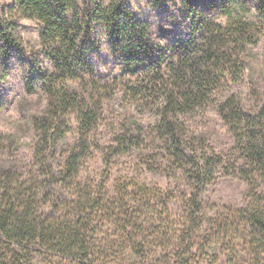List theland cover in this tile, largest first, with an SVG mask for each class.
Segmentation results:
<instances>
[{
  "label": "rangeland",
  "instance_id": "374dc122",
  "mask_svg": "<svg viewBox=\"0 0 264 264\" xmlns=\"http://www.w3.org/2000/svg\"><path fill=\"white\" fill-rule=\"evenodd\" d=\"M77 1L81 19L87 1L93 13L108 2ZM127 3L136 19L150 25V66L132 73L113 55L111 36L100 24L85 45L93 73L58 83L98 113L85 137L76 112L54 115L56 105L41 83L42 75L55 74L41 41L43 25L24 17L17 0H0V27L19 46L9 50L0 39V199L9 184L23 185L38 195L40 214H82L101 248L121 245L124 227L137 236L117 263L98 256L96 264H264L246 213L264 214V169L246 152L255 146L264 156V19L258 0ZM203 38L215 40L218 55L209 64L201 60L211 69L205 71L211 91L200 106L172 115L173 130H164L159 85L167 83L176 62L174 48L199 45ZM154 80L157 88L136 94ZM230 98L240 110L237 121L221 113ZM46 131L52 138L46 140ZM124 135L128 144L120 146ZM84 137L78 179L64 181L60 172ZM174 140L185 150L183 160L175 156ZM208 158L213 175L198 180V164ZM51 262L70 264L35 253L24 264Z\"/></svg>",
  "mask_w": 264,
  "mask_h": 264
},
{
  "label": "trees",
  "instance_id": "16d2710c",
  "mask_svg": "<svg viewBox=\"0 0 264 264\" xmlns=\"http://www.w3.org/2000/svg\"><path fill=\"white\" fill-rule=\"evenodd\" d=\"M17 2L24 17L35 19L43 25L41 41L45 55L53 64L55 74L42 75L40 80L45 92L51 96L56 105L54 115H57V111L76 112L81 122V131L85 137H88L98 123V113L92 110L86 98L83 99L81 106L77 94H73L69 88L60 89L58 83L61 79L76 80L81 74L93 73L85 45L94 34L93 26L100 24L108 29L111 36L113 55L122 57L124 65L132 73H136L142 67L150 66L147 59L153 46L149 40V23L135 18V13L130 9L127 0H108L107 3L104 2L105 6H99L94 13L87 1L86 19L79 18L80 8L77 0H17ZM257 10L264 19V0H258ZM84 26L87 30L86 35H83ZM240 31L247 32L245 29ZM214 33L216 32L213 31ZM0 39L5 42L9 50L19 47L12 33L6 30L4 25L0 27ZM203 39L205 40L199 45L186 43L174 48L176 62L168 74L167 83L164 80L159 85L165 98L160 108L164 130L173 127L170 120L172 115L185 113L191 108L200 106L211 91L210 77L207 76L210 73L205 72L206 69H211L206 67L205 63L209 64L218 55L214 49L215 40ZM206 58L207 62H205ZM201 60L205 63H201ZM157 81L154 80L148 83L149 85L141 87L136 94L143 95L157 88L159 83ZM51 108L52 106L49 107L47 116H50ZM239 111L233 98H230L222 106L221 113L225 120L233 117V120L237 121ZM54 125H56L55 121ZM57 132V127H53L52 137ZM52 137L49 131L45 132L46 140ZM126 138L125 135L119 136L120 146L128 144ZM174 141L175 156L178 160H183L185 150L176 140ZM86 143L87 138L70 151L60 172L64 181L78 179L80 160L86 153ZM258 149L251 146L246 152L250 158H253L254 163L259 162L264 169V156ZM212 163L213 159L208 158L202 164H198V172H196L198 180L213 175ZM49 170L51 174H55L53 166L50 165ZM39 204L38 195L28 192L23 185L14 188L13 184H9L5 189L0 199V264H24L34 253L70 264H96L95 259L98 256L116 262L119 257L125 255V251L129 250L128 244L136 242L137 236L124 227L122 235H119L123 242L121 245L115 246L114 250L101 248L96 246L95 232L82 214L72 215L68 212L56 211L40 214ZM246 213L252 231H255L252 238L255 241L258 237L257 241L264 249V214L256 210ZM140 248L143 249L142 245ZM131 252L142 253V251L136 252L135 249H131ZM5 254L7 256H4ZM6 257H10L11 262H8Z\"/></svg>",
  "mask_w": 264,
  "mask_h": 264
}]
</instances>
